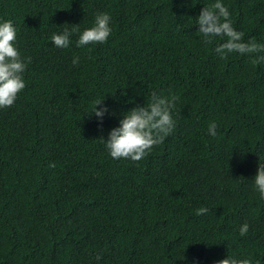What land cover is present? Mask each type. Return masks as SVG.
<instances>
[{
  "label": "trees",
  "instance_id": "16d2710c",
  "mask_svg": "<svg viewBox=\"0 0 264 264\" xmlns=\"http://www.w3.org/2000/svg\"><path fill=\"white\" fill-rule=\"evenodd\" d=\"M214 2L0 0V23L12 21L15 46L31 58L26 87L0 109V264H216L226 255L264 264V199L253 183L264 164V63L221 59L219 37L205 43L197 17ZM221 2L245 42L264 44V0ZM98 13L111 17L107 42L77 47ZM74 28L68 48L53 45ZM153 91L178 97L175 130L139 162L112 159L101 138ZM101 98L102 124L88 115Z\"/></svg>",
  "mask_w": 264,
  "mask_h": 264
},
{
  "label": "clouds",
  "instance_id": "9594fccd",
  "mask_svg": "<svg viewBox=\"0 0 264 264\" xmlns=\"http://www.w3.org/2000/svg\"><path fill=\"white\" fill-rule=\"evenodd\" d=\"M111 17L107 13H98L95 17L94 26L85 29L76 42L77 47L90 44H104L112 33L110 27ZM197 31L205 37V43H211V38L219 37L224 42L220 43L214 51L221 59H226L231 53L240 55H255L253 63H264V44L258 43L255 38L244 41V33L234 29L230 19V12L221 0H215L210 6H204L197 17ZM78 28L72 31L65 29L61 34H53L51 42L56 48L66 49L70 44V37ZM17 29L12 21L0 23V109L10 108L16 102L18 95L26 87L23 74L31 58H22L15 46ZM74 66L79 63V57L72 60ZM178 97L172 95L166 97L151 93L150 102L145 105H136L122 113L119 126L108 132L107 140L101 138L105 147L114 160L127 159L139 162L150 154L151 150L164 142L176 128V120L172 110ZM104 98L92 102V111L89 116L98 118L102 124L103 117L109 113L107 106L103 104ZM217 125L213 121L208 126V133L216 135ZM54 167V164H50ZM255 190L260 198L264 199V164H258L256 174L253 177ZM207 208L197 209V215L206 214ZM249 225L244 223L239 228V235L246 236ZM216 264H252L250 258L236 259L226 258ZM256 264H260L256 261Z\"/></svg>",
  "mask_w": 264,
  "mask_h": 264
}]
</instances>
